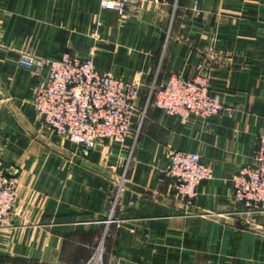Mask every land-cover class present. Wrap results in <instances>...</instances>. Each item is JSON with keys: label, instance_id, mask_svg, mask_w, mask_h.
<instances>
[{"label": "crops", "instance_id": "obj_1", "mask_svg": "<svg viewBox=\"0 0 264 264\" xmlns=\"http://www.w3.org/2000/svg\"><path fill=\"white\" fill-rule=\"evenodd\" d=\"M0 43V153L18 185L0 264H84L101 239L100 264H264V216L232 195L264 129V0H136L124 16L99 0H0ZM67 53L134 82L135 120L154 85L209 61L224 110L184 124L151 103L134 146L79 151L35 111L46 72L18 64ZM174 149L214 170L190 209L165 172Z\"/></svg>", "mask_w": 264, "mask_h": 264}, {"label": "built area", "instance_id": "obj_2", "mask_svg": "<svg viewBox=\"0 0 264 264\" xmlns=\"http://www.w3.org/2000/svg\"><path fill=\"white\" fill-rule=\"evenodd\" d=\"M99 1L103 9L124 16L136 0ZM18 64L24 69L46 72L45 83L35 95V111L48 129L77 150L91 152L101 142L123 145L135 136L138 89L134 82L103 72L92 59L77 54L67 53L59 58L23 54ZM196 70L193 77L174 74L160 87L154 85L147 104L153 103L184 124L194 117L208 119L219 115L224 105L220 94L212 90L210 65L204 62ZM145 116L146 110L137 124L138 134ZM165 172L171 179L172 192L188 209L195 204L199 186L214 178L213 168L200 153L178 149L168 152ZM16 185L14 172L0 161V223L14 210L18 197ZM232 195L234 202L251 217L264 216V129L259 133L253 162L232 176ZM114 209L115 204L112 214ZM96 259L91 264H96Z\"/></svg>", "mask_w": 264, "mask_h": 264}, {"label": "rangeland", "instance_id": "obj_3", "mask_svg": "<svg viewBox=\"0 0 264 264\" xmlns=\"http://www.w3.org/2000/svg\"><path fill=\"white\" fill-rule=\"evenodd\" d=\"M205 63H208L210 65V67H211V64H210L209 61L208 62H205ZM148 106L149 105L147 103L143 105V109H141V111L139 113V116H137L138 119L135 120L134 128H133V131H134V135L135 136H132V138H130L131 147L134 146L137 143L138 138L136 140L135 137H136V135L138 137L140 135V133L138 134L137 124H138L139 120L142 118V115L145 112V110L147 111ZM42 124H43V126H45L44 123H42ZM61 140H63V139H61ZM63 141H64V143H66L65 140H63ZM1 154L2 153H0V161L3 164L4 161L2 159L3 156ZM16 186H18V185H16ZM17 195H18V190H17ZM17 199H18V197H17ZM16 202H17V200H16ZM16 202H15V206H16ZM14 210H15V207H14ZM14 210H13V212H14ZM13 212H12V214H13ZM12 214H11V216L7 220H5L4 222L0 223V230H2L1 231L2 234L0 235V241H1L2 245H4V247H6L5 246L6 245V242H9L10 243L11 241H13L14 238H15V235H16L13 232L14 230H11V229H14V227H15L14 226V223L12 222ZM18 235H20V234L18 233ZM103 242H104V239L103 240L101 239L100 242H99V245L96 247V249H95L94 254L92 255V257L86 263H84V264H91V263H93L92 260H93L94 257L97 258L96 259V261H97L96 264H100L101 263V260L103 258L104 251H105V246H104V243ZM101 246H103L102 253L98 256V250L101 248Z\"/></svg>", "mask_w": 264, "mask_h": 264}, {"label": "bare ground", "instance_id": "obj_4", "mask_svg": "<svg viewBox=\"0 0 264 264\" xmlns=\"http://www.w3.org/2000/svg\"><path fill=\"white\" fill-rule=\"evenodd\" d=\"M102 249L103 247L101 246V248L98 250V256L102 253Z\"/></svg>", "mask_w": 264, "mask_h": 264}]
</instances>
